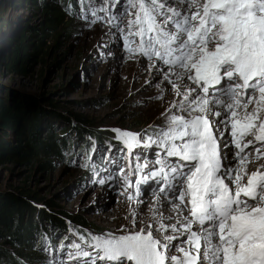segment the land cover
<instances>
[{"label": "snow or ice", "instance_id": "1", "mask_svg": "<svg viewBox=\"0 0 264 264\" xmlns=\"http://www.w3.org/2000/svg\"><path fill=\"white\" fill-rule=\"evenodd\" d=\"M119 3L111 0L105 8L89 0L84 12L92 19L81 18L94 24L99 12ZM124 3L127 25L117 23L119 10L108 23L121 32L130 56L168 69L164 80L180 99L163 114V126L116 130L124 155L105 166H114L109 178L118 173L121 195L137 206L144 202L140 186H149L150 223L134 230L139 213L133 209V230L80 235L70 244L67 264H264V169L248 173L245 166L250 153L264 158V0H176L182 8L165 0ZM221 125L232 138L223 155ZM140 147L158 150L151 157L134 153ZM125 155L127 168L121 166ZM162 199L173 216L160 211ZM173 248L177 255L169 254Z\"/></svg>", "mask_w": 264, "mask_h": 264}, {"label": "rangeland", "instance_id": "2", "mask_svg": "<svg viewBox=\"0 0 264 264\" xmlns=\"http://www.w3.org/2000/svg\"><path fill=\"white\" fill-rule=\"evenodd\" d=\"M62 2L0 0V17L4 21L3 29H0V59L11 38L23 27L29 37L31 53L28 75H7L0 69V97L3 102L15 104L18 110L35 111L39 136H50L65 148L62 157H50L49 166L42 170L27 165H0V196L16 195L34 210L31 221H35L37 231L33 235L31 251L39 255L20 256L26 264H61L62 260L67 264V252L72 250L70 244L80 235L90 237L121 234L122 229L133 230L130 213L119 205L120 202L130 203L133 209L136 204L121 195L123 187L118 173L114 179L109 178V173L115 171L114 166L108 165L112 170H105L110 157L124 155L115 132L144 133L163 126V114L180 99L164 80L163 73L168 69L162 64L152 68L146 58L130 56L123 48L121 32L115 24L108 23L110 16L119 10L122 18L117 23L121 28L127 25L129 15L124 13V0L110 11L99 12V19L94 24L81 18L88 15L89 20L92 19L90 12H84L89 0L70 1L66 9ZM165 2L178 8L186 7L177 4L176 0ZM110 3L111 0H91L95 7L109 8ZM41 4L59 11L62 6L61 20L48 25L44 11L40 10ZM35 47L37 49L33 50ZM161 96L162 99H158ZM221 131L227 138L230 129L223 126ZM13 136L6 135L5 140L14 143ZM227 141H231V136ZM220 142L226 144L222 137ZM157 150L140 147L134 149V153H147L151 157ZM233 158L231 163L236 165ZM257 161L261 163L259 168L264 169V158ZM129 162L125 155L121 166L127 168ZM100 178H106L107 183H94ZM130 179L135 181L137 177ZM23 186L45 202L34 201L14 190ZM140 187L143 190L140 198L148 205L142 210L144 217L137 216L134 230L150 223L149 209L154 201L152 191L144 188L149 186ZM133 191L129 189V193ZM167 205L170 204L167 202ZM39 213L51 219L56 217L62 226L54 225L51 219L39 220L36 218ZM68 217L71 220L83 218L89 225L104 230L94 232L72 223L66 219ZM65 245L69 247L64 248ZM14 248L8 245V239H0V253L12 257Z\"/></svg>", "mask_w": 264, "mask_h": 264}, {"label": "trees", "instance_id": "3", "mask_svg": "<svg viewBox=\"0 0 264 264\" xmlns=\"http://www.w3.org/2000/svg\"><path fill=\"white\" fill-rule=\"evenodd\" d=\"M29 3L34 0H26ZM70 1L63 0L62 6L66 9L69 6ZM40 10L44 11V19L47 20L48 25H55L56 20H61L63 13L56 8H50L41 4ZM4 21L0 17V29H3ZM50 27V26H49ZM29 37L24 33V27L20 29L11 38L9 47L5 54L0 59V69L7 75L15 74L18 76H26L29 72V60L31 53L29 51L30 42ZM35 47L33 50H36ZM32 50V51H33ZM5 103V104H4ZM37 113L35 111L19 109L15 104L3 102L0 97V165L2 164H17L27 165L34 167L35 169L42 170L49 166L50 157H62L64 154V146L55 142L50 136H39L35 119ZM82 117V116H80ZM77 119L84 118H78ZM24 120V122H21ZM17 126L16 128H14ZM18 128V130H17ZM60 131L59 133H62ZM13 134L14 143H9L5 140L6 135ZM73 148V145L71 144ZM14 190L19 191V195L29 197L31 199L44 201L45 200L36 195V193L30 192L28 189L23 187L15 188ZM49 202V201H47ZM52 205V203H48ZM34 210L19 199L16 195L5 194L0 196V239H8V245L15 247L12 257L8 254L0 253V264H26L22 257H37L39 254L31 251L33 244V235L37 231V225L34 224L33 217ZM44 216V217H43ZM34 218V217H33ZM39 220L51 219L43 213H39L36 216ZM69 221L81 227H88L91 230L100 232L101 228L97 225H89V222L83 220V218L70 219ZM43 220V219H42ZM51 221L54 225L62 226L57 221L56 217H52ZM47 222V221H46ZM92 224V223H90ZM40 226L39 228H41ZM50 230V228H48ZM54 230V228H53ZM45 234V231H42ZM25 250V253L22 252Z\"/></svg>", "mask_w": 264, "mask_h": 264}, {"label": "bare ground", "instance_id": "4", "mask_svg": "<svg viewBox=\"0 0 264 264\" xmlns=\"http://www.w3.org/2000/svg\"><path fill=\"white\" fill-rule=\"evenodd\" d=\"M132 60H133V59H132ZM159 68H161V67H159ZM171 79H175V77L173 76V77H171ZM177 82H178V81H177ZM181 90L183 91V89H181ZM213 119H217V118L214 117ZM220 127L222 128L223 125H221ZM222 139H223V140L225 141V143H226L228 137L226 138V137L223 136ZM227 142H228V141H227ZM219 143H220V148H221V155H223L226 151H229V149H227V148L224 149V145H223L220 141H219ZM228 143H229V142H228ZM226 144H227V143H226ZM234 150H236V149H234ZM246 151H250V150L246 149ZM234 152H235V151H234ZM233 159H235V158H233ZM260 159H263V158H260ZM257 160H258V159H255V153H250L249 160L246 162V165H245L248 173L254 172V171H256V170L259 168V164H261V163H259ZM229 162H230V161L225 160V161H224L225 166H227V165L229 164ZM235 162H236V161H235ZM263 163H264V162H263ZM232 164L234 165L235 163H232ZM107 170H108V171H111L112 168L109 167ZM144 188H146V190H147L149 187H144ZM167 202H168L167 200H163V199H162L161 207H160V211L163 212V214H164L165 216H173L174 213H173L172 207H171V205H167ZM147 205H148V204H145V202H143V203L140 204L139 206L136 205V206L133 208V209H137V210H138V213H139V217H140V218L144 217V214L142 213V210H143ZM119 208L126 209L129 213L133 210V209H132V206L130 205V203L127 204L126 202H125V203L120 202ZM149 210H151V209H149ZM149 210H148V211H149ZM150 214H152V213H150ZM149 216H150V215H149ZM170 254L177 255L178 253H176L175 249L173 248V250L170 252Z\"/></svg>", "mask_w": 264, "mask_h": 264}]
</instances>
